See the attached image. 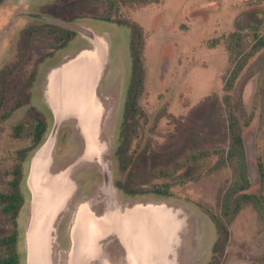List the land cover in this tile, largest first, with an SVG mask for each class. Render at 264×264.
Segmentation results:
<instances>
[{
  "label": "rangeland",
  "instance_id": "1",
  "mask_svg": "<svg viewBox=\"0 0 264 264\" xmlns=\"http://www.w3.org/2000/svg\"><path fill=\"white\" fill-rule=\"evenodd\" d=\"M143 1L147 3L4 0L0 4V69H10L17 61L21 62L8 81L6 102L0 111L10 112L8 118H0V191L7 188L10 180L7 172L17 163L18 150L32 143L26 132L21 131L16 138L13 128L23 123L34 124L36 114L32 108H35L44 115L49 127L47 134L50 133L52 111L38 85L44 83L45 73L63 62L55 63L48 57L61 45L58 35H36L30 42L35 46L27 49L22 32L41 27L45 22L42 17L84 25L105 36L109 46L106 73L98 94L107 116L103 119L101 138L111 148L108 160L112 181L138 192L127 195L115 187L114 199H109L111 209L163 203L177 212L181 210L180 215L189 223V232L176 245L179 249L174 264H264V211L246 205L232 222H226L220 197L233 181L231 169H215L216 156L199 161L188 159L199 151L228 149L222 102L223 78L230 67L226 45L234 32L241 33L249 45L255 42L253 34H264V0ZM106 18L111 20H102ZM125 20L138 24L143 31L145 69L144 91L139 98L144 116L138 118L135 128L128 130L129 161L116 156L132 69V31L118 23ZM76 33H71L72 39L77 38ZM31 75L35 76V82H31L28 92L20 93L22 82ZM26 94L30 96L29 104L13 109L18 98L25 101ZM229 94L245 119H249L243 130L251 183L248 193L260 194L258 163L264 166V48L249 60ZM83 149L71 125L61 128L55 151L60 165L51 171L65 169ZM34 151L28 152L23 162L24 205L17 220L20 264L27 263L25 234L31 197L26 180ZM123 165L126 170L121 169ZM101 174L99 166H79L71 182L73 191L78 182L79 192L98 195ZM164 185L168 186V193H154V188ZM104 198L103 203H107V194ZM75 203L73 200L60 212L68 213V222H62L58 228L57 223L53 226L50 264H69L66 251ZM96 205L93 203L94 212L101 215L104 211ZM213 215L222 221L221 227L216 226ZM7 231V223L0 221V235Z\"/></svg>",
  "mask_w": 264,
  "mask_h": 264
},
{
  "label": "water",
  "instance_id": "2",
  "mask_svg": "<svg viewBox=\"0 0 264 264\" xmlns=\"http://www.w3.org/2000/svg\"><path fill=\"white\" fill-rule=\"evenodd\" d=\"M50 24L74 30L88 37L95 45L93 53H82L53 74L49 83L48 103L54 115V124L46 139L30 157L27 188L30 193V219L25 234L26 264H50L52 232L57 216L73 193L70 174L83 162L101 161L105 149L99 140L101 108L95 99V88L106 52L93 33L51 17H42ZM75 118L85 141L83 153L65 169L56 174L49 171L51 152L60 122ZM176 213L164 205H135L123 211L94 216L85 204L79 207L71 228L67 258L69 264H89L99 253L98 242L116 235L128 257L127 264H171L168 254L179 242L180 221Z\"/></svg>",
  "mask_w": 264,
  "mask_h": 264
},
{
  "label": "trees",
  "instance_id": "3",
  "mask_svg": "<svg viewBox=\"0 0 264 264\" xmlns=\"http://www.w3.org/2000/svg\"><path fill=\"white\" fill-rule=\"evenodd\" d=\"M4 0H0V4ZM115 2V0H108ZM122 3L140 4L147 2L143 0H120ZM157 1V0H156ZM110 21L111 19H102ZM119 24H124L130 27L132 31L130 53H131V77L129 86L126 92V100L124 105V123L121 130V143L116 150V156L121 157L129 161L127 156L128 152V130L130 127L135 128V123L138 118L144 116L143 111L139 106V98L144 91V78L145 69L143 63V31L141 27L134 23L125 21H119ZM51 34L58 35L61 40V45L57 48H62L71 38V33H75L72 30L64 29L59 26L44 22L39 28H28L22 32L24 44L27 49H31L35 44H30L32 39L39 34ZM252 38L255 40L253 45H249L248 41L239 32L230 34L227 43V51L230 56V67L224 76L223 91L225 92L223 102L224 122L226 125V135L228 141L227 150H213V151H199L189 156V160L199 161L206 157L216 156L215 169L229 167L232 171L233 181L222 192L220 197V203L222 208V216L225 221L230 223L236 216V214L246 205H251L257 210L264 211V166L258 163V172L260 177V194L248 193V189L251 186L245 144L243 139V130L249 124V119H245L244 114L240 111L237 104L232 101V97L229 94L236 83L240 73L243 71L249 60L256 55L261 49L264 48V34H253ZM26 41V42H25ZM23 43V42H22ZM26 51V50H25ZM29 51V50H27ZM21 64L17 61L10 69H0V111L6 102V88L8 81ZM34 75H31L27 80L22 82L20 93L28 92L31 84L34 81ZM32 82V83H31ZM25 101H21L19 98L16 100L13 109L20 108L25 104H29L30 96L26 94L24 96ZM34 109L36 116L34 117V124H18L14 130V136L19 138L22 132H26V135L31 137L32 143L29 147L18 150L17 163L14 168L7 172L10 175V180L7 183V188L0 191V221L6 222L8 225V231L5 234L0 235V264H20V256L18 253L17 245L19 239L18 231V216L21 208L24 205V196L21 191V184L23 180V162L25 161L28 152L35 150L45 139L48 133V123L44 115L37 109ZM10 115V112L1 114L0 118L6 119ZM245 119V120H244ZM131 121V125L129 123ZM135 133V130H134ZM128 159H127V158ZM121 169L126 170L127 166L123 165ZM118 189H122L127 194H137L135 188L129 189L121 188L120 184H116ZM164 188V190L160 188ZM154 193L166 194L168 193V186H159L154 188ZM216 226L219 227L222 224L219 217L212 216ZM221 227V226H220Z\"/></svg>",
  "mask_w": 264,
  "mask_h": 264
},
{
  "label": "crops",
  "instance_id": "4",
  "mask_svg": "<svg viewBox=\"0 0 264 264\" xmlns=\"http://www.w3.org/2000/svg\"><path fill=\"white\" fill-rule=\"evenodd\" d=\"M83 27L86 28V29H89V30L93 33V35L95 36L96 41L102 45V47L104 48V50H105V52H106V60H105V63H104V65H103L102 69H101V72H100V75H99V79H98V82H97V85H96V88H95V99H96V101L98 102V104L100 105V108H101V121H100V125H99V140H100L102 143H104V145H105V149L103 150V152H102V154H101V161H100V162H102V160H103V155H104L105 151L108 149V145L106 144L105 140H102V138H101V137H102V132H103V119H104V116H105V110H104V108H103V104H102V102H101V98H100V96H99V94H98V90H99V87H100V82H101V80L103 79V77L105 76V73H106V68H107L106 64H107V59H108V57H109V46H108V42H107V39H106L105 36H103V35H101V34H97V33H96L92 28H90V27H87V26H84V25H83ZM81 35H82V34H81ZM82 37H83L84 39H86V40H82L81 42H85L84 44H86V45L84 46L83 43H82L81 47H80V48H79V49H78L73 55H71L70 57H68L67 59H65L62 63H60L58 66H56V67L50 69V70L47 72V74H46V76H45L44 83H43V88H42L43 96H44V100L46 101V103L49 102V101H48V99H49V83H50V81H51L52 78H53V74L56 73L58 70H61L62 68H64L67 64H69L72 60H74L75 58H77V57H78L79 55H81L82 53H85V52L93 53V52L95 51V45H94V43H93L88 37H86V36H84V35H82ZM48 105H49V103H48ZM50 109H51V108H50ZM51 111H52V110H51ZM51 119H52V122L50 123V126L52 127L53 124H54V120H55L54 115H53V112H52V118H51ZM68 124L71 125V126H73L75 137H77V138L81 141V144L84 146V149H85V141H84V138H83V136H82V134H81V131H80V128H79V126H78V122H77V120H76L75 118H72V117H71V118H67V119L62 120V121L60 122L59 126H58L57 134H56V138H55V142H54V146H53V148H52V152H51V165H50L49 171H50V173H52V174H56V173H58V172L61 171V170H59V171H56V172H52L51 169L54 168V167H58V166L60 165L59 163H57V161H56V157H55V151H56V146H57V141H58L57 138H58V134H59V132H60V129H61L62 127H64V126L68 125ZM47 136H48V134L46 135V137H47ZM44 140H45V139H44ZM84 149L82 150V153H83ZM82 153H81V154H82ZM81 154H78V156L76 157V159H77ZM76 159H75V160H76ZM94 162H96V163H100V162L96 159L95 161H92V162H83V163H81L80 165H78L77 167H75V168L73 169V171L71 172L70 176H69L70 181L73 182L74 175H75V174H74V173H75V170H76L79 166H81V165H83V164H87V165H89V163H94ZM69 165H70V164H69ZM67 166H68V165H67ZM73 192H74V191H73ZM103 202H105V200H103ZM83 204H85V205L87 206L88 210H89L94 216H96V217H98V218L103 217V216L105 215V213H107V212H109V211H115V210L123 211V210H125V209H122V208H120V207H116V208H113V209L109 208V209L104 210V212H102L101 215H98V214H96V213L94 212L93 203L89 202V204H88V203L85 202V201H79V202L77 203V205L75 206L73 212H72V217H71V221H70V224H69V225H70V226H69V232H70V228H71V225H72L73 219H74V217H75V214H76L77 211L79 210V207H80L81 205H83ZM97 205H98V204H97ZM134 205H135V204H134ZM134 205H133V206H134ZM152 205H164V206H166L167 209H170L173 213H176V216H173V215H172V217H173L174 220L176 219L177 221H180V223H181L180 226H179V230H178V232H177L178 237H180V238H179V241H180V240H181V232H182V230L184 229L183 226L186 224L184 217L180 215L181 210H180L179 212H177L176 209H174V207H172V206L170 207V205H168V204L165 205V204H163V203H161V204H152ZM133 206H132V207H133ZM130 208H131V207H130ZM110 238H114V239L117 241L118 245H119V246L122 248V250L124 251L125 264H127V257H128V254H127V252H126V250H125L123 244L121 243V241H120V240L117 238V236L114 235V234L109 235L108 237H106V238H104V239H102V240H100V241L98 242L97 247H98V249H99V253L97 254V256H96L94 259L90 260L91 263L97 261V262H99L100 264H108V260L104 257V254H103V253H104V252H103V245H104V241L107 240V239H110ZM70 246H71V239H70V245H69V248H70ZM69 248H67V251H66L67 254H68ZM176 252H177V248H176V245H175L174 248H173V250H172L171 252H169V254H168V259H169V261H170L172 264H174V261H175L174 255L176 254ZM90 262H89V263H90Z\"/></svg>",
  "mask_w": 264,
  "mask_h": 264
},
{
  "label": "flooded vegetation",
  "instance_id": "5",
  "mask_svg": "<svg viewBox=\"0 0 264 264\" xmlns=\"http://www.w3.org/2000/svg\"><path fill=\"white\" fill-rule=\"evenodd\" d=\"M29 17H31V14L29 15ZM74 32H77V31H74ZM76 37L77 38H73V39L70 38V40L66 43V45L64 47L59 48L58 51L54 52V54H51L50 56H48L49 59L50 60H54L55 63H59L61 61H64L65 59H67L71 55H73L81 47L82 43H83L84 46L86 45V44H84L85 42H81L82 40H86V39H84L82 37L81 33L77 32L76 33ZM73 46H75V47L72 48ZM45 74H47V73H45ZM38 86H39L40 91H42L43 83L42 84H39ZM104 118L107 119V116L105 115ZM72 129H74L73 126H72ZM59 135H60V132L58 134V138L57 139H59ZM108 150H111V148L108 147V149L105 151V153L103 155V160H102V162L100 164H98L96 162L89 163V165H95V166H99L100 167V170H101V173H102L101 174L102 175V182H101L102 183V186L98 189V191L100 193L98 192V195H95V196H89V195L84 194L85 191L79 192L78 191L79 184H78V182H76V190L72 193V195L68 199L66 205L68 203L69 204L72 203V201L74 200L77 203L79 201H85L88 204H89V202H91V203L93 202L95 204H98V205H96V207L98 209H102L103 211L106 210V209L111 208L112 204L110 203L111 202L110 200L111 199H114L112 192H113V189H116L117 188V186H116L115 183L113 184V181H112V170H111V166H110L109 160H108V157H110L111 152L108 153ZM75 177H76V175H74V178ZM108 189H110V191H106ZM75 194H77V195H75ZM105 194H107V199H108V202L107 203H103V201H102V200L105 199L104 198V195ZM125 200L126 201H124V202L126 203L127 202V199H125ZM77 203H75L74 206H76ZM116 207H120V206H115V208ZM68 216H69L68 213L64 214L63 212L59 216H57V218L55 220V223H57V227L56 228H58V226L60 224H62V222H64V221H67L68 222ZM183 228L184 229L181 232V237L184 234H187L189 232V223H186L183 226ZM103 252H104L103 253L104 254V257L108 260V264H125L124 251L118 245L117 241L114 238H110V239H107V240L104 241ZM92 264H100V263L97 262V261H95V262H92Z\"/></svg>",
  "mask_w": 264,
  "mask_h": 264
}]
</instances>
